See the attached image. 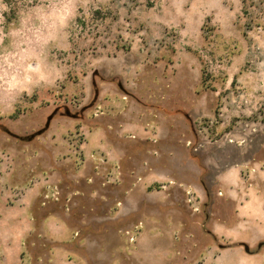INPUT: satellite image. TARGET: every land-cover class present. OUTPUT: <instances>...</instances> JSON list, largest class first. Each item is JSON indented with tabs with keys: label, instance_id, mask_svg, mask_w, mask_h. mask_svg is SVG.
Instances as JSON below:
<instances>
[{
	"label": "rangeland",
	"instance_id": "1",
	"mask_svg": "<svg viewBox=\"0 0 264 264\" xmlns=\"http://www.w3.org/2000/svg\"><path fill=\"white\" fill-rule=\"evenodd\" d=\"M117 116L121 128L139 117L140 130L118 132L124 139L117 142ZM156 117V125L143 121ZM105 127L108 148L93 152L104 160L103 182L120 172L110 156L130 140L158 148L154 135L195 160L211 187L221 189L214 183L220 171L240 169L241 184L232 187L241 196L229 202L264 206V0H0L5 208L17 212L16 198L41 182L44 195L51 185L66 187L56 170L66 166L68 150L81 166L90 131ZM121 181L120 173L106 185ZM193 194L186 198L199 208L193 236L173 238L177 246L165 252L157 239L140 243L138 235L130 243L125 231L142 222L139 208L119 228L126 249L108 262L264 264V218L241 213L238 235L216 237L208 223L215 199L204 204ZM3 257L0 264H36L27 250L18 260Z\"/></svg>",
	"mask_w": 264,
	"mask_h": 264
},
{
	"label": "crops",
	"instance_id": "2",
	"mask_svg": "<svg viewBox=\"0 0 264 264\" xmlns=\"http://www.w3.org/2000/svg\"><path fill=\"white\" fill-rule=\"evenodd\" d=\"M118 116L111 125H115L113 137L122 142L124 136L117 133L124 129L137 132L140 128L136 126L141 120L138 117L133 123L125 124L127 128H121ZM137 120L140 121L137 123ZM158 120L156 117L143 121L146 125H156ZM108 131L106 127L90 131L88 149L84 151L86 159L81 166H77L75 153L68 150L66 166L56 170L63 179L67 178L66 187L62 188L60 182L59 201L49 200L43 204L46 192L43 182L16 198L19 201L17 212L5 208L6 198L0 195V254L4 259L13 254L18 260L27 250L36 264H99L105 259L108 262L112 253L126 249L118 243L119 228L139 208L143 214L139 242L142 243L143 238L157 239L162 246L159 250L171 251L172 246H177L173 238L194 235L192 228L198 218L195 211L199 208L190 207L186 201L190 194L194 196L193 191L204 204L209 198L215 199L216 209L211 211L208 223L216 237L238 235L243 225L241 213L251 219L264 218V206L257 202L254 206L229 202L230 198L241 196L240 190L232 187L241 184L240 169L220 171L214 183L221 189L211 187L208 175L195 160L183 159L188 156L176 148L166 149L163 140L154 135L151 137L158 148L152 149L148 141L130 140L129 148L119 149L110 156L119 166L122 181L103 185V175L96 172L97 154L93 156V152L108 148L107 143L101 141L110 140ZM130 137L136 138V135ZM63 204H68L66 212L59 210ZM251 227L256 231L254 223Z\"/></svg>",
	"mask_w": 264,
	"mask_h": 264
},
{
	"label": "built area",
	"instance_id": "3",
	"mask_svg": "<svg viewBox=\"0 0 264 264\" xmlns=\"http://www.w3.org/2000/svg\"><path fill=\"white\" fill-rule=\"evenodd\" d=\"M93 156H95V154H93ZM99 163L96 166V172L97 174H102L103 170L101 168V163L104 161L102 158H98ZM115 168H119L118 165L115 166ZM120 172L119 171H110L108 172V174L106 173V177L105 180L103 182L104 185L112 183L114 181H116V179L119 178ZM93 180V178H91V181ZM60 188L58 185H51L49 187V190L47 191V193L44 195V202L46 200L52 199V200H59L60 199ZM143 227V222H139L138 224H136L133 228L127 229L125 231V235L128 239V241L130 243H134L137 238H138V234L140 232V229Z\"/></svg>",
	"mask_w": 264,
	"mask_h": 264
},
{
	"label": "water",
	"instance_id": "4",
	"mask_svg": "<svg viewBox=\"0 0 264 264\" xmlns=\"http://www.w3.org/2000/svg\"><path fill=\"white\" fill-rule=\"evenodd\" d=\"M261 246H262V244L259 245V247H261ZM245 250L249 252L250 251V247L248 245H245Z\"/></svg>",
	"mask_w": 264,
	"mask_h": 264
}]
</instances>
